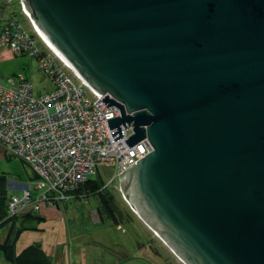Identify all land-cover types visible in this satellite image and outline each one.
Wrapping results in <instances>:
<instances>
[{
  "label": "water",
  "instance_id": "obj_1",
  "mask_svg": "<svg viewBox=\"0 0 264 264\" xmlns=\"http://www.w3.org/2000/svg\"><path fill=\"white\" fill-rule=\"evenodd\" d=\"M133 146L117 177L182 264H264V0H22Z\"/></svg>",
  "mask_w": 264,
  "mask_h": 264
},
{
  "label": "built area",
  "instance_id": "obj_2",
  "mask_svg": "<svg viewBox=\"0 0 264 264\" xmlns=\"http://www.w3.org/2000/svg\"><path fill=\"white\" fill-rule=\"evenodd\" d=\"M9 2L0 0V47L14 56L34 58L51 85L34 95L32 84L21 74L0 83V147L32 168L34 188L42 191L32 197L29 183L10 179L8 189L21 194L7 201L13 215L20 210L18 204L38 209L67 201L90 175H97L99 167L112 169V183L151 147L146 140L128 147L124 140L132 134L130 127H121V138L113 139L110 132L115 129H109L106 120L119 113L102 102L107 94L94 92L46 44L22 0H15V5L29 29L9 11Z\"/></svg>",
  "mask_w": 264,
  "mask_h": 264
},
{
  "label": "rangeland",
  "instance_id": "obj_3",
  "mask_svg": "<svg viewBox=\"0 0 264 264\" xmlns=\"http://www.w3.org/2000/svg\"><path fill=\"white\" fill-rule=\"evenodd\" d=\"M8 9L15 13L25 29H29L28 21L15 5V0H10ZM17 74L23 75L32 84L34 95L51 88L34 58L11 54L0 60V83H5L7 77ZM112 172L111 168L99 167L97 175H90L89 179L99 176L110 190L108 193L114 196L121 214L117 216V224L96 210L99 206L96 195L87 198H75L73 195L57 206H46L50 209L57 207L58 210H44V216L49 219L43 218L33 224L37 230L21 232L15 244L16 252L27 245L39 244V249L48 257L50 264H182L127 206L119 192L118 181L114 179L109 183ZM33 176L35 173L29 165L0 147V177L4 178L2 184L7 201L12 195H21L8 189L7 182L10 179L29 183L32 197L40 195L42 191L34 188L37 179H32ZM27 207L26 214L35 213L42 218L41 212L27 203L18 204L16 208L23 213L22 209ZM7 214H10L8 205ZM8 227L6 225L0 229V242L4 240ZM0 264L11 263L6 262L0 254Z\"/></svg>",
  "mask_w": 264,
  "mask_h": 264
},
{
  "label": "trees",
  "instance_id": "obj_4",
  "mask_svg": "<svg viewBox=\"0 0 264 264\" xmlns=\"http://www.w3.org/2000/svg\"><path fill=\"white\" fill-rule=\"evenodd\" d=\"M35 178V176L32 177V179ZM3 180L4 178L0 177V229L6 225L9 227L4 240L0 242V254L2 258L11 264H50L48 257L39 249V244L27 245L16 252L15 244L20 233L25 230H37L34 225L42 221L43 218L35 213L23 215L7 214V198L4 192V185L2 184ZM108 191L110 192L104 186L101 178L95 176L81 185L74 195L75 198H87L88 196L96 195L99 200V206H97L96 210L105 214L106 219L117 224V216L119 217L121 214L117 210L114 196L111 193L109 194Z\"/></svg>",
  "mask_w": 264,
  "mask_h": 264
},
{
  "label": "bare ground",
  "instance_id": "obj_5",
  "mask_svg": "<svg viewBox=\"0 0 264 264\" xmlns=\"http://www.w3.org/2000/svg\"><path fill=\"white\" fill-rule=\"evenodd\" d=\"M37 30H38V33L40 34V36L43 38V40L46 42V44L61 58V59H63L65 62H66V60L61 56V54L50 44V42L42 35V33L39 31V29L37 28ZM62 203V202H61ZM57 206V205H56ZM45 206H43V207H38V210L40 211V212H43V210H45L46 208H44ZM33 208H34V206H33ZM54 209H57L58 210V208L56 207V208H54ZM17 212H19L18 214H22L23 215V213L24 214H26V213H28V211L27 210H24L23 211V213H21L22 211L21 210H18ZM44 215V214H43ZM45 216H43L42 218H44ZM148 229V228H147ZM151 231V230H150ZM152 232V231H151ZM155 237H157V234L156 233H152ZM160 240V239H159ZM179 260V259H178Z\"/></svg>",
  "mask_w": 264,
  "mask_h": 264
},
{
  "label": "crops",
  "instance_id": "obj_6",
  "mask_svg": "<svg viewBox=\"0 0 264 264\" xmlns=\"http://www.w3.org/2000/svg\"><path fill=\"white\" fill-rule=\"evenodd\" d=\"M12 53H11V51L9 50V49H7V48H3V47H0V60H3V59H5L6 57H8L9 55H11ZM46 209L45 210H53V211H55V209H50V208H48V207H45ZM28 209V207L25 209H23V210H27ZM44 211V210H43ZM41 214H42V217L44 216L43 215V212H41ZM40 215V214H39ZM41 217V216H40ZM44 219H49V217H44Z\"/></svg>",
  "mask_w": 264,
  "mask_h": 264
},
{
  "label": "flooded vegetation",
  "instance_id": "obj_7",
  "mask_svg": "<svg viewBox=\"0 0 264 264\" xmlns=\"http://www.w3.org/2000/svg\"><path fill=\"white\" fill-rule=\"evenodd\" d=\"M153 254L156 255L155 252Z\"/></svg>",
  "mask_w": 264,
  "mask_h": 264
}]
</instances>
